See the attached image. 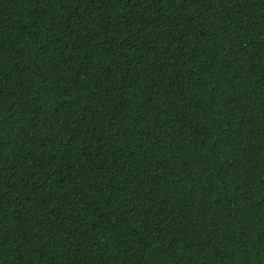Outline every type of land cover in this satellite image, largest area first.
I'll use <instances>...</instances> for the list:
<instances>
[{"label":"trees","instance_id":"16d2710c","mask_svg":"<svg viewBox=\"0 0 264 264\" xmlns=\"http://www.w3.org/2000/svg\"><path fill=\"white\" fill-rule=\"evenodd\" d=\"M0 264H264V0H0Z\"/></svg>","mask_w":264,"mask_h":264}]
</instances>
